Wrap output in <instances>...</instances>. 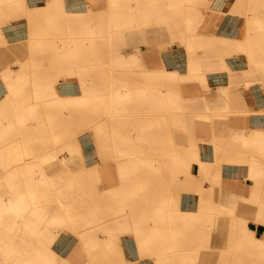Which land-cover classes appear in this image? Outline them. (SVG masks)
<instances>
[{
    "label": "rangeland",
    "instance_id": "374dc122",
    "mask_svg": "<svg viewBox=\"0 0 264 264\" xmlns=\"http://www.w3.org/2000/svg\"><path fill=\"white\" fill-rule=\"evenodd\" d=\"M115 1L118 2L70 0L75 4L56 6L57 13L51 14L45 8L43 12L49 15H41L42 11L31 12L28 17L33 18L34 22L28 24L26 38L7 36L6 41L1 31L0 50L7 51V54H3L5 56L0 61V102L8 93L9 80L4 74L10 70L14 75L28 72L22 79V82L28 83L23 96L31 98L34 105L41 104L40 101L32 100L37 86L32 73L52 72L53 76L46 78V81H53L54 74L63 73L68 68L61 67L55 72L53 69H37L33 64L39 63L37 57L42 55L41 51L47 43H57L58 46L60 41H70L66 36L70 30L78 33V39L93 37V40H100L103 35L107 37L105 45H95L94 49L100 57H104L95 65L105 66L108 72L105 76L94 75L90 79L94 82H109L114 77H124L121 79L129 81L131 90L159 88V83L163 81L161 69L164 67L185 74L190 58L205 64L207 59L223 57L224 52L219 54L212 51L210 46L221 37L241 41L224 56L226 59L222 66L227 70L221 71L219 76H216L218 72L209 73L210 87L194 79L181 81L179 88L170 90L177 102L174 107L167 108L170 111L166 116H182L185 123L180 131L182 137L176 135V141L172 142V158L177 159L167 170L170 181L167 186L164 184V189L167 187L168 193L161 199L158 190L155 199L151 200L153 203L138 198L141 202L133 205L130 203L132 194L118 191L114 201L104 204L102 211L95 212L103 184L112 181L111 188L121 185L117 164L122 158L117 155H122L120 152L123 148L112 149L107 147L109 144L97 143L89 126L73 129L71 137L79 139L84 158L81 159L72 149V152L70 149L60 152L59 156H67L61 180L62 184L72 183L81 194L80 198L79 195H73L68 198L69 201H88L90 204H76L72 208L74 213L77 212L74 223L42 229L46 242L42 253L51 257L49 253L53 251L57 255L52 257L55 264H96L95 261L91 262L85 241L79 236V233L85 232L93 239L101 233L111 235L110 247L106 245L104 248V242L100 247L111 249L112 258L117 264H163L165 257L169 260L166 264H182L184 262L179 261L183 258L195 255L200 258L205 254L214 255L218 259L216 264H264V260H259L264 256V148H251L244 140L245 137L253 136L247 134L252 117L264 115V112H255L249 104L250 99H257L261 94L264 98V33L254 29L248 39L245 33L247 19L257 17L259 12L248 0H240V3L237 0H156L157 3L153 5L145 4L147 0H119L118 5ZM149 1L152 3L155 0ZM55 17L64 20L59 21ZM71 18L81 21L69 25L66 20ZM171 22L178 27L173 29ZM113 34L114 38L111 37ZM18 39L24 43L27 55L18 56L12 50L8 51L11 45L8 41ZM136 51L139 61L135 57ZM120 73L123 75H117ZM231 76L236 77L235 84ZM79 79L76 76L70 80L73 85L65 88L66 95L80 94ZM228 82H231L230 86H221ZM56 85L58 88L62 83ZM91 88L86 94L95 97ZM220 88H226L224 90L227 91ZM185 104L189 106L187 109L179 108ZM26 105L31 104L26 102ZM5 118L8 121L14 119L12 114L0 113V126L1 120ZM19 119L16 117L14 120L17 123ZM29 120L27 122H34ZM13 125L8 129H12ZM3 128L7 127L1 126L0 129ZM8 137V141L3 142L0 131V172L1 162L6 161L3 156L5 146L36 145L27 139V135L10 134ZM193 144L198 146L197 157L190 150L185 163H179L177 152L181 148L190 149ZM60 146H67V142L58 144L56 148ZM99 146H104V149ZM218 157L223 161L220 167L215 168L217 178L202 175V165H216ZM46 162L50 163L48 159L44 164ZM251 166L258 167L259 171L251 174ZM83 172L89 173V177L79 180L77 176ZM140 180L138 178V181L129 183ZM122 183L127 184L125 181ZM52 199L56 202L57 196L54 195ZM201 203L205 206L203 211ZM198 215L203 218L191 224L196 226H182L183 222ZM11 216L9 213L8 217ZM173 220H177L181 230V235L176 238L170 236L172 230L178 228L173 227ZM240 220L249 221V227L258 236L256 242L250 235L239 232L236 226ZM137 226L143 231L155 229L158 235L151 241L150 248L144 251L138 237L133 234Z\"/></svg>",
    "mask_w": 264,
    "mask_h": 264
},
{
    "label": "bare ground",
    "instance_id": "6f19581e",
    "mask_svg": "<svg viewBox=\"0 0 264 264\" xmlns=\"http://www.w3.org/2000/svg\"><path fill=\"white\" fill-rule=\"evenodd\" d=\"M194 1L201 2L205 0ZM52 2L53 5L49 3L45 9H49L51 14L57 13L54 0ZM119 2L118 0L114 3L118 5ZM237 2L240 3L241 1L237 0ZM248 2L254 8L256 7L255 10L259 12V17L253 16L247 19L245 26L246 39L253 34L254 29L257 32L264 33V0H248ZM154 3H157L156 0L152 3L147 0L145 4L153 5ZM147 10L148 12L151 11V9ZM46 14L49 15L46 11L41 13V15ZM79 14L71 13L70 15ZM55 18L59 21L64 20L60 17ZM52 19L51 15L50 20ZM66 21L69 25H73V22L81 20L71 18ZM171 27L174 29L178 25L171 22ZM69 32V35L66 34V36L70 38V41H60L58 46L57 43H47V46L41 51L42 55L37 57L39 63L33 64L37 69H53L55 72L59 71L58 69L61 67L68 68L65 72L62 71L63 73L54 74L53 81H46V78L53 76L52 72H45V74L32 73L36 77L35 83L37 84L32 100L40 101L41 104L34 105L31 103V98L23 96L28 83L22 82V79L27 71L14 75L7 69L10 74H4L9 80L8 93L0 102V113L12 114L14 119L16 117H20V119L17 120V123L14 119L12 121H8L6 118L1 120V126L7 127L0 129L2 141L7 142L10 134L27 135L29 136L27 139L33 141L36 145L22 147L8 145L4 147L3 156L6 161L1 162L0 172V264H55L52 257H57V255L53 251L49 253L51 257L45 256L44 252L42 253L46 243L42 229L44 227H60L70 222L74 223L73 220L77 212L74 213L72 208L76 204H90L88 201L87 203L85 201H81L82 203L69 201L68 198L73 195H79L80 198L81 194L78 193L77 188L72 183L65 182L62 184L63 181L61 180L63 178V165L67 156H59L60 152L64 149H72L80 155L81 159L84 158L79 139L71 137V133L74 132L73 129L77 126H89L88 128H90L97 143L109 144L107 147L112 149L123 148V151L120 152L122 155H117L122 158L117 164L120 168L121 185L117 188H111L112 181L103 184L102 194L99 196L100 202L96 205L95 212L102 211L101 207L104 204L114 201L118 191L124 194H132V197H129L132 199L130 203L133 205L141 201L153 203L151 200L155 199L158 190H160V199L165 193H168L167 187L164 189V184L167 186L170 181L167 170L170 164L173 161L176 162L177 159V157L172 158L174 152L172 142L176 141V135L181 136L180 131L185 123L182 116H166L167 112L170 111L167 108L174 107L177 102L170 92L172 88H179L181 81L184 80L199 79L203 81L206 87H210L208 85L209 73L218 72L216 76H219L222 73L221 71L227 70L222 66L226 59L224 56H227L241 41L221 37L211 43L210 46L212 51L219 54L224 52L223 57L215 55L217 56L214 57L215 60H212L213 58L207 59L205 64L203 63L204 65L199 60L190 58L188 71L185 74L164 67V69H161L163 81L159 83L161 84L159 88L131 90L128 85L129 81L121 79L124 77H120V79L114 77V80L109 82H94L90 79L94 75L105 76L108 72L105 66L95 65L101 62L104 57H100L97 50L94 49L95 45H105L107 37L103 35L99 38L100 40L96 38L93 40V37L78 39L76 38L78 33L71 30ZM118 35L116 34V36ZM116 36L115 38H117ZM111 37L114 38V34ZM21 43L20 40L12 43L9 45L8 51L12 50L18 56L27 55L25 45ZM3 54L6 55L7 51L0 50V61L5 56ZM135 54L136 59L139 61L140 59L137 58L138 51ZM45 62L47 64H43ZM33 66H26L25 68ZM73 68H76V70L73 71ZM117 75L120 76L121 73ZM76 76L80 78L78 80L80 94L77 96L66 95L67 89L65 90V88H71L73 81L70 80ZM230 78L233 83L237 80L233 76ZM144 82L147 83V81ZM57 83H62L61 87L57 88ZM91 85L93 88H91ZM90 88L96 95L95 97L86 94ZM220 89L224 90L226 88ZM26 102L31 105L27 106ZM188 107L185 104L179 108L187 109ZM29 119L34 122H27L30 121ZM12 125L13 128L8 129ZM244 140L245 144L251 148H264V139L262 140V138L245 137ZM63 142H67V146L56 148L58 144ZM99 147L104 149V146ZM190 150L197 157L198 146L193 144V146L190 145V149L181 148L177 152L179 163H185L187 160L186 155L188 152L190 153ZM46 159L50 163L46 162L44 164ZM69 160L71 161L72 158ZM222 161L218 157L216 165H202L201 174L209 176V178L210 175L216 177L215 168L220 167ZM249 171L254 174L259 169L256 166H251ZM88 177L89 173L85 172L77 176L79 180ZM138 178H141V182L129 183V181H138ZM123 181L127 184H123ZM54 195L57 196L56 202L52 199ZM138 198L142 200L140 201ZM202 205L203 203L200 204V208L203 211L205 206ZM9 213H11V217H8ZM202 218V215L195 216L191 218L192 220L183 222L182 226L194 227L197 224L193 226L191 224L202 220ZM120 220L125 219H119L118 221ZM237 223L238 226L236 227L241 234H248L255 242L257 241L258 236L256 231L249 227V221L240 220ZM173 227L178 228L173 229L170 236L176 238L175 236L181 235L177 220H173ZM153 230L143 231L138 226L134 228L133 234L138 237L142 251L145 248H150L151 241L157 238L156 230ZM79 236L85 241L86 252L89 253L92 259L91 262L94 263L95 261L98 264L100 260V264H117L112 258V250L104 249L106 245L110 247L111 235L101 233L93 239L94 237L91 235L88 236L85 232H81ZM262 239L264 240V238ZM103 242L105 245L101 249L100 246ZM258 246L263 245L258 244ZM121 259H123V256H121ZM164 259L166 261L163 264L169 263L168 258L165 257ZM183 259L179 261L184 262L182 264H216L218 261L212 254H205L200 258L195 255ZM259 260H264V256Z\"/></svg>",
    "mask_w": 264,
    "mask_h": 264
},
{
    "label": "crops",
    "instance_id": "0c3cea01",
    "mask_svg": "<svg viewBox=\"0 0 264 264\" xmlns=\"http://www.w3.org/2000/svg\"><path fill=\"white\" fill-rule=\"evenodd\" d=\"M54 2L56 6L75 4V2H70V0H54ZM49 3L53 5L52 0H0V34L2 31L4 35L3 38L6 39V41L8 37H20L19 39L26 38L27 26L33 21V18L30 19L28 15L31 14V12H43V9L46 8ZM78 3L80 4V2ZM19 39L13 40V42L8 41V43H15L19 41ZM227 85L230 86L231 83L228 82L221 86ZM249 104L255 112H264L263 97L259 96L257 99H250ZM250 121L251 123L248 126L249 131H247V134H252V138H262L263 140L264 115L260 114L258 116H253Z\"/></svg>",
    "mask_w": 264,
    "mask_h": 264
}]
</instances>
